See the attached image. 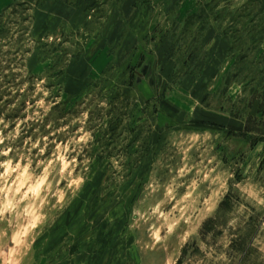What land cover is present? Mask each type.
<instances>
[{"label": "rangeland", "instance_id": "374dc122", "mask_svg": "<svg viewBox=\"0 0 264 264\" xmlns=\"http://www.w3.org/2000/svg\"><path fill=\"white\" fill-rule=\"evenodd\" d=\"M60 1L84 24L22 43L26 119L0 112V264H264V41L247 86L216 14L250 0Z\"/></svg>", "mask_w": 264, "mask_h": 264}, {"label": "trees", "instance_id": "16d2710c", "mask_svg": "<svg viewBox=\"0 0 264 264\" xmlns=\"http://www.w3.org/2000/svg\"><path fill=\"white\" fill-rule=\"evenodd\" d=\"M226 0H211L206 6H211L214 3L211 16L213 12L219 8V6L224 3ZM46 0H14L12 4L4 9L0 14V112L9 109L16 104V101H20V107H14L12 112L7 115L8 119L13 118L17 120H25L26 115L22 114V111L26 110L28 104V94H22L20 90L25 86L28 80V77L23 78L21 70L26 67V55L37 48L39 43H42V40H37L35 37V22H36V10L41 7ZM249 4H246L240 11L237 13H228L222 14L216 13L225 19L229 18L230 24L225 28L222 34L226 37V40L229 45L228 54L230 57L238 56V59L235 63L237 66L238 63L248 61L249 64H244L243 69H235V78L238 81L244 75L245 83L248 86L249 84H255L258 80L259 73L256 72V63L254 61L255 57L260 52L262 43L264 41V0H250ZM71 4L76 5L77 1H74ZM92 6V5H90ZM90 8V7H89ZM203 9V8H202ZM201 9V11H202ZM205 11V8H204ZM11 15L12 17L8 16ZM16 15V16H14ZM14 16V17H13ZM205 16L203 14L193 15L188 19L186 23L187 26H190L194 23L195 19L197 22H200L202 28H208L209 24L206 23ZM211 18V17H210ZM208 16V19H210ZM218 19V18H217ZM211 20V19H210ZM20 33V38L16 40L17 45L14 51L11 49L4 50L5 47L13 45L14 37L16 34ZM80 34V32H78ZM63 35H66L63 33ZM30 40L38 43L33 49H25L23 51V42L25 40ZM12 42V43H11ZM44 45V44H43ZM45 46H48L46 44ZM46 48V47H45ZM66 55H69V52L63 50ZM49 54V53H48ZM55 59H59L52 65L49 70H54L55 76L53 77H63L66 73V67L71 60H67L66 67L58 68V65L62 58L57 53H54ZM75 56H78L77 54ZM49 57V56H48ZM258 62L264 61V54H261L257 60ZM247 67V68H246ZM240 70V71H239ZM193 72H190L191 74ZM36 78L34 75L29 76V79ZM13 85H15L16 91L13 90ZM264 88V86H262ZM16 99V101H15ZM67 108H63L62 103H55L51 109V112H56V120L64 117ZM51 114V113H50ZM106 115L110 118L109 120V129L104 131L105 141H108V138L113 141L118 139V127L122 123V115L118 107H113L111 110L106 112ZM34 125V120L30 121ZM52 120L50 117H46L44 120L45 129L47 125L50 124ZM24 125L26 123H23ZM40 126V124H38ZM30 131H28L29 133ZM32 132V131H31ZM32 135V134H31ZM100 141V140H98ZM104 144V141H101ZM108 142L104 146H108ZM109 147V146H108ZM107 147V148H108ZM137 159L131 164H135Z\"/></svg>", "mask_w": 264, "mask_h": 264}, {"label": "crops", "instance_id": "0c3cea01", "mask_svg": "<svg viewBox=\"0 0 264 264\" xmlns=\"http://www.w3.org/2000/svg\"><path fill=\"white\" fill-rule=\"evenodd\" d=\"M13 2L14 0H0V14ZM81 9L79 5L72 6L60 0H46L35 12V33L42 25L44 31H50L58 26L64 29L79 28L86 20L84 14L80 13Z\"/></svg>", "mask_w": 264, "mask_h": 264}]
</instances>
